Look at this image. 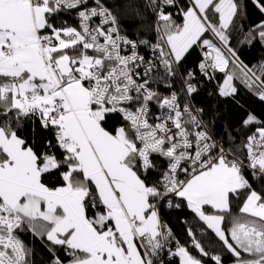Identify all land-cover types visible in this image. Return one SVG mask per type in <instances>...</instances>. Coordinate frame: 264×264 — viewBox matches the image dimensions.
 <instances>
[{"label":"snow or ice","instance_id":"1","mask_svg":"<svg viewBox=\"0 0 264 264\" xmlns=\"http://www.w3.org/2000/svg\"><path fill=\"white\" fill-rule=\"evenodd\" d=\"M252 3L264 15V0ZM126 7L151 16L154 38L130 36L105 0H0V264H36L37 239L49 264H165L161 253L224 264V252L233 264H264V191L245 175L264 180V122L249 113L242 124L255 132L226 148L192 103L197 71L209 82L223 73L221 97L239 79L264 101V61L248 67L231 44L235 31L238 45L264 46V20L235 28L245 0ZM61 13L76 25L55 26ZM196 49L197 63L184 67ZM37 120L49 133L42 150L18 133ZM161 204L190 209L222 252L192 229L200 256L178 241L173 250Z\"/></svg>","mask_w":264,"mask_h":264},{"label":"trees","instance_id":"2","mask_svg":"<svg viewBox=\"0 0 264 264\" xmlns=\"http://www.w3.org/2000/svg\"><path fill=\"white\" fill-rule=\"evenodd\" d=\"M130 0H105V3L113 10L121 21V25L125 28L130 36L139 34L143 38H154L148 24L151 22V16L147 20H139L134 11L129 10L126 6ZM142 4L143 0H139ZM247 7L244 12L236 18L235 28L239 29L243 27L246 31L249 27L258 24L261 20H264L262 15L252 3V0H245ZM175 11L174 9H169ZM72 13H61L54 20L55 26L59 27L63 21H67L69 25H76L77 21L73 18ZM237 32H233V39L231 44L236 48L240 60L243 61L248 67L258 65L261 61H264V46L260 43H253L251 46L237 44L236 36ZM199 56V49H196L185 61L184 67L192 68L197 63V57ZM198 80L202 81V84L198 85V92L192 97V103L197 108H201L202 118L205 124L208 126L210 133L225 147H234L246 142V138L253 134L257 125H250L245 127L242 121L249 113L254 114L260 121L264 122V101H261L258 96L250 92L239 79L234 81V85L238 91L234 96L221 97L218 95L217 87L219 83L223 81V73H215V79L208 81L199 74H197ZM177 89L179 85L177 84ZM163 89V86H161ZM5 117L0 116V122ZM119 117H114L113 123L117 122ZM21 137L25 138L29 144L34 146L37 150H42L41 146L43 142L49 138V133L46 132L39 124L37 120L35 123L26 121L24 126L18 130ZM163 163V162H161ZM245 175L249 179L253 188L258 192L264 191V180L259 177L253 178L250 171L245 170ZM46 182L51 185L57 183L56 176H46ZM179 202V201H175ZM241 200H233L232 211L237 213ZM160 217L162 222L166 223L173 233L174 241L171 242L173 250L176 246V241L181 245L188 247L190 253L194 256H200L198 251L192 247V237L189 236L188 230L192 229L196 239L200 240L206 250L222 252L220 242L214 236L210 229L195 216L186 206L182 205L179 209L168 208L166 204L160 205ZM204 235H201V232ZM23 239L30 245L32 243L31 235H24ZM35 260L36 264H49L51 254L47 248L40 242L39 239L35 240ZM62 255V253H61ZM206 259V258H205ZM224 264H233V258L230 254L223 253ZM165 264H179V258H172ZM206 264H212L211 261L206 259Z\"/></svg>","mask_w":264,"mask_h":264},{"label":"built area","instance_id":"3","mask_svg":"<svg viewBox=\"0 0 264 264\" xmlns=\"http://www.w3.org/2000/svg\"><path fill=\"white\" fill-rule=\"evenodd\" d=\"M90 3H91V0H90ZM142 51H143V49H142ZM196 74H199V72L197 71V73ZM200 75V74H199ZM194 105V104H193ZM196 107V106H195ZM203 119V118H202ZM209 130V129H208ZM210 132V131H209ZM214 137V136H213ZM215 138V137H214ZM215 139H217V138H215ZM218 141H219V139H217ZM175 239H173V241H174ZM170 247L172 248V245H170ZM173 249V248H172ZM167 251V249H165V252ZM161 255H162V257H163V259H164V262L165 263H167L168 261H170L169 260V257L167 256V255H165L164 253H161Z\"/></svg>","mask_w":264,"mask_h":264}]
</instances>
